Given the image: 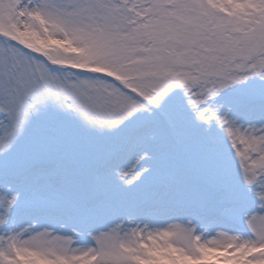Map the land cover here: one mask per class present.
I'll list each match as a JSON object with an SVG mask.
<instances>
[{
  "label": "snow or ice",
  "instance_id": "1",
  "mask_svg": "<svg viewBox=\"0 0 264 264\" xmlns=\"http://www.w3.org/2000/svg\"><path fill=\"white\" fill-rule=\"evenodd\" d=\"M0 264H264V0H0Z\"/></svg>",
  "mask_w": 264,
  "mask_h": 264
}]
</instances>
